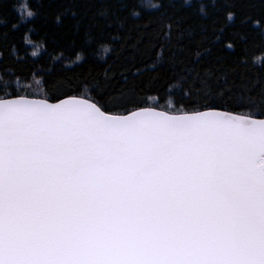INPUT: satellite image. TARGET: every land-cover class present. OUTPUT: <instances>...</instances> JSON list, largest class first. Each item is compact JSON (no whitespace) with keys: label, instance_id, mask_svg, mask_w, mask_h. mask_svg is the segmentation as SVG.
Wrapping results in <instances>:
<instances>
[{"label":"snow or ice","instance_id":"1","mask_svg":"<svg viewBox=\"0 0 264 264\" xmlns=\"http://www.w3.org/2000/svg\"><path fill=\"white\" fill-rule=\"evenodd\" d=\"M106 5L125 35L73 39L72 63L122 41L116 89L42 75L64 58L43 13L0 0V264H264V56L235 79L264 0Z\"/></svg>","mask_w":264,"mask_h":264},{"label":"trees","instance_id":"2","mask_svg":"<svg viewBox=\"0 0 264 264\" xmlns=\"http://www.w3.org/2000/svg\"><path fill=\"white\" fill-rule=\"evenodd\" d=\"M22 0H10L11 4H19ZM34 10H39L43 15L40 18V34L46 35L49 41V51L55 50L56 54L63 50L64 58L59 62H51L47 58L42 61L43 67L46 70L42 75L48 77L50 80L56 78H67L73 76L87 77L91 74L92 77L104 81V74L107 71L109 75L115 74L114 79L108 81L114 89L123 86L124 81L120 75L123 70L122 58L116 56L117 52L121 51L122 41H113L115 45V52H109L105 58L99 59L98 56H88L85 64L76 67L72 63L74 58L75 47L72 45V40L88 34L94 38L96 45L108 43L110 40L109 33L113 36H124V32H118L115 23L112 27H106L112 22L113 18L109 13L108 16L103 15L106 8V0H66L65 7L59 8V12H64L61 22H57L56 16L58 10L56 7H49L47 3L39 4L35 0H29ZM67 10V11H66ZM11 11V7L9 9ZM75 12V16L71 15ZM149 14L146 12L145 16ZM132 22L129 21L131 26ZM162 26V25H158ZM247 39L248 51L247 56L249 65H240L237 69L235 77L236 83L239 85L241 80L246 82L249 87H253V83L257 80L256 68H250L252 61L264 56V42L259 36L255 35L254 31L244 29L240 33ZM39 39V37H35ZM137 34L135 31L131 32V39L128 41V46L135 43ZM95 47V46H94ZM127 48V46H125ZM99 55H104L99 53ZM138 66L143 67L141 63ZM246 67L250 70H246ZM264 81V78H262ZM261 84H255L254 91H259ZM155 92V89L152 90Z\"/></svg>","mask_w":264,"mask_h":264}]
</instances>
